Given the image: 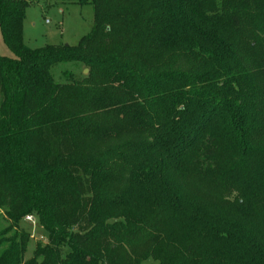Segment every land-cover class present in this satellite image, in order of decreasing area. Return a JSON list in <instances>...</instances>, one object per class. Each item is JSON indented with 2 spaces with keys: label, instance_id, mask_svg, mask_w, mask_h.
<instances>
[{
  "label": "trees",
  "instance_id": "16d2710c",
  "mask_svg": "<svg viewBox=\"0 0 264 264\" xmlns=\"http://www.w3.org/2000/svg\"><path fill=\"white\" fill-rule=\"evenodd\" d=\"M58 1L91 30L31 49L28 0H0V264H264V0ZM64 62L88 73L56 82ZM30 214L48 236L25 259Z\"/></svg>",
  "mask_w": 264,
  "mask_h": 264
},
{
  "label": "rangeland",
  "instance_id": "374dc122",
  "mask_svg": "<svg viewBox=\"0 0 264 264\" xmlns=\"http://www.w3.org/2000/svg\"><path fill=\"white\" fill-rule=\"evenodd\" d=\"M29 4L25 8V16L22 23V41L25 46L31 49L41 48L47 45H77L81 37L88 33L93 25V9L90 4L63 3L54 0H28ZM244 25V31L254 29L258 25V21H254L250 16H247ZM0 55L12 57L13 53L4 43L0 32ZM257 53H251L247 57L248 68L254 69ZM84 66L78 62L58 63L52 67L51 72L56 82L62 83L68 79L70 75L73 79L79 81L83 75L88 73L84 71ZM253 83L257 85V90L261 95L264 94V73H256L253 75ZM75 100L68 96L65 102L72 103ZM97 146H101L100 144ZM95 145L97 149H99ZM236 188H228L212 192L213 197L220 196L227 199L234 195ZM210 195V196H211ZM207 198L209 204L205 207L206 215L216 217L219 214L225 215V210L219 204L218 198ZM6 208L0 206V230L8 226V221L4 216ZM30 218H22L19 221V228L29 233V239L24 254L27 259L38 242L45 243L47 241L46 230L39 225L34 214L28 215ZM229 218H234L233 213ZM252 221L258 225V228L264 230V210L256 211L252 214ZM12 232H9L5 237H9ZM6 246V243L0 245V251ZM140 264H155L152 259H146Z\"/></svg>",
  "mask_w": 264,
  "mask_h": 264
},
{
  "label": "built area",
  "instance_id": "2783aa9c",
  "mask_svg": "<svg viewBox=\"0 0 264 264\" xmlns=\"http://www.w3.org/2000/svg\"><path fill=\"white\" fill-rule=\"evenodd\" d=\"M26 218H30V216H27Z\"/></svg>",
  "mask_w": 264,
  "mask_h": 264
},
{
  "label": "water",
  "instance_id": "95a60500",
  "mask_svg": "<svg viewBox=\"0 0 264 264\" xmlns=\"http://www.w3.org/2000/svg\"><path fill=\"white\" fill-rule=\"evenodd\" d=\"M84 71H87V69H84Z\"/></svg>",
  "mask_w": 264,
  "mask_h": 264
}]
</instances>
